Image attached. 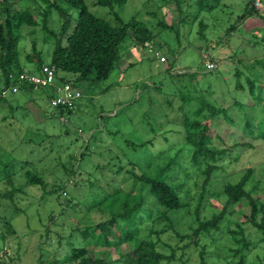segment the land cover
Returning a JSON list of instances; mask_svg holds the SVG:
<instances>
[{"label": "trees", "instance_id": "16d2710c", "mask_svg": "<svg viewBox=\"0 0 264 264\" xmlns=\"http://www.w3.org/2000/svg\"><path fill=\"white\" fill-rule=\"evenodd\" d=\"M22 1L0 0V89H11L16 83L12 84L10 74L18 75L26 69L20 62L21 39L16 34L23 24L41 26L45 34L43 40L52 44L49 66L54 68L56 81L81 90V97L87 94L94 95L95 89H98V93L109 89L112 84L102 88L99 86L118 68L123 57L122 51L125 53L124 49H132L134 45L146 49L155 38L148 22L139 19L138 16L124 21L117 14L116 8L125 6L128 0H93L94 6L108 10V15L112 16L110 20L93 14L85 0H30L38 9V19L35 20L30 11L32 8L26 7ZM174 1L179 7L181 1ZM53 12L62 20L56 32L47 27V20ZM147 14L156 19L154 24L156 27L174 31V27L167 25L163 18H158L157 13ZM252 16L261 20L260 30L263 32L258 40L254 37L253 48L262 49L264 13L259 12L253 1L249 0L243 15L239 18ZM180 20L182 26V23L190 22V17L187 15ZM199 24L200 36L204 38L203 31L206 25L202 20ZM230 29H234V26ZM122 44H125L123 50L120 48ZM41 55L33 44L32 55H26L27 64L33 67L31 70L39 69L44 64ZM168 60L167 73L174 68V60L169 58ZM165 62L166 59L160 64ZM207 62L213 63L214 68L216 67L212 58ZM205 64L204 69L207 72L214 69L207 70ZM237 64L243 63L238 61ZM258 65L264 68V56L262 59L254 60L245 72L235 69V89L230 91L229 101L223 98L219 100V103L220 101L222 103L220 105L211 102L206 94L202 93L205 85L199 78L205 79L206 72H201L202 76L199 74L198 77L194 72L180 71L177 74L185 78L183 81L188 82L189 91L186 92V85H182L184 91L177 89V94H162L160 106L148 112L149 119L146 117L150 135L140 141H134L138 138L126 140L129 153L122 155L125 162L120 156H115L116 163L106 167H103L105 164L96 167L93 164L92 172L86 171V174L94 179L87 181L89 187L101 191V195L97 197L88 191L81 194L84 198L92 195L89 206L85 205L86 209L89 213L99 212L105 218L98 222L92 220L91 224L86 223L85 227H75L81 233L84 242L76 246L71 242L67 243V252L60 264H173L177 262L176 250L173 247L164 245L169 247L171 255L159 251L162 235L170 238L174 237L173 233L181 241L194 238L190 235L181 236L179 226L191 231L193 236H210L211 232L217 234L225 215H230L227 208L237 207L244 203L243 200H247L250 207L249 216L244 217V223L256 229L261 236L259 242H264V203H258V199H254L245 189L251 174L250 168H247L235 183L226 181L219 190L223 204L218 213H214L208 219L201 215L208 196L214 194L215 189H212L214 178L229 176L231 173L226 174V168L237 165L246 151L254 149L255 140L264 139V72L260 68L259 72L255 73V67ZM241 79L246 82L247 89L241 83ZM16 88V92L12 91L13 95L32 90L33 86L16 84ZM39 91L45 94L48 102L55 98L54 89L51 87L41 88ZM244 91H247L249 98L255 101L251 107L246 105V100L244 101L242 95ZM78 100H75L71 107L51 106L54 108V116L57 118L69 116L70 119L76 111ZM175 100L178 102L177 106H174ZM150 105L152 106L151 102ZM11 108L9 106V109ZM46 119H50L47 112ZM93 156L91 149L86 145L75 163L69 165L70 169L67 164L62 166L64 174L51 192L46 191L44 179L33 169H27L23 173L25 186H38L43 190L44 197L53 194L57 195V198L61 197L67 191L68 186L64 183L68 180L74 181L72 187L77 188L80 185L79 170L85 171V168L81 167L82 164L92 161ZM17 165L23 167L19 163L0 162L2 171L6 172L2 174L11 184L12 190L23 188L22 185L16 186L12 178L17 172ZM104 172L113 174L112 180L122 175V182L126 188L120 185L115 187L111 179L103 182L106 178ZM94 175L101 176V179H95ZM100 182L105 183L111 191L107 192ZM192 188L195 191H192ZM84 189L86 188L79 191ZM14 192L6 189L4 194L0 193V207L3 206L2 201L7 200L13 213L17 214L21 209L16 204L18 198ZM82 202L84 201L72 206H62L60 213L65 214L70 207L78 209ZM112 204H116V207ZM188 216L193 220L194 226L188 221ZM10 221H2L6 228L5 234L17 237V232L11 227ZM54 225H58V222H54ZM234 226L235 229L227 230L235 246L229 251L239 257L238 264H244V252L250 249L253 242L246 236L242 224L235 223ZM1 239H5L4 235H1ZM97 239L113 250V261L107 263L99 256H89L87 247L97 245ZM60 243L57 242V245ZM193 244H197V241ZM123 245H127L131 251L123 254L121 251ZM17 246H20L19 242ZM183 248L178 249L182 251ZM205 254L206 251L202 248L199 252L201 264H206ZM1 257L5 259L6 255ZM36 263L44 264L40 258Z\"/></svg>", "mask_w": 264, "mask_h": 264}, {"label": "rangeland", "instance_id": "374dc122", "mask_svg": "<svg viewBox=\"0 0 264 264\" xmlns=\"http://www.w3.org/2000/svg\"><path fill=\"white\" fill-rule=\"evenodd\" d=\"M180 1L178 7L174 0H128L125 6L116 8L117 14L124 21L138 16L139 19L148 22L155 35L154 41L150 42L146 49L134 45L132 49L126 50L125 44H122L120 48L124 49L125 53L122 51L123 57L118 68L99 88L109 84L112 86L101 93L95 89L94 95L87 94L82 97L81 90L76 88L80 97L76 99H79L76 111L70 119L69 116L55 117L52 107L58 105H51V101H47L45 94L39 93V89L35 87L14 95L8 90L6 96L0 100V162L19 163L23 166L20 168L17 165V172L12 176L14 184L23 187L17 190H12L11 184L3 175L6 172H3L0 166V193L4 194L6 189L15 191L14 195L18 198L16 204L21 209V212L15 214L9 202L2 201L0 264H37L36 261L39 258L44 264H60L67 252V243L71 242L76 246L84 242L81 233L75 227H85L86 223L91 224L92 220L98 222L105 218L99 212L89 213L86 209L92 199L91 194H96V197L101 195L98 188L89 187L87 181L94 179L90 178L86 171L91 173L93 164L95 167L105 164L103 167H106L116 163L115 156H120L125 162L122 155L129 153L126 140L138 138L134 141H140L150 135V126L146 117L149 119L148 112L160 106L162 94H177V89L183 90L182 85H186V92L189 91L188 82L182 80L185 78L177 76L180 71L194 72L197 77L199 74L202 76L201 72H206L205 79L199 78L205 85L202 93L206 94L211 102H217L220 105L222 103L221 101L219 103V100L223 98L229 101V93L235 89V69L245 72L254 60L263 58L264 47L253 48L254 37L258 40L263 35L260 30L261 20L253 16L239 18L243 15L249 0ZM252 1L255 8L264 13V0ZM85 2L93 14L107 20L112 19V16L108 15V10L94 6L93 0H85ZM22 3L32 8L31 15L37 20L36 5L30 0L26 2L23 0ZM148 12L157 13V17L163 18L167 25H172L174 31L156 27L154 25L156 19L149 17ZM187 15L190 17V22L186 21L181 26L180 19L186 18ZM201 20L206 25L203 31L204 38L200 36L199 22ZM61 21L58 14L53 12L47 20V27L56 32L59 30ZM232 26L234 29H230ZM16 34L21 39L20 62L25 65L29 73L41 77V67H49L52 44L43 40L45 34L41 26L33 27L23 24ZM33 44L41 52L44 61V64L36 70H31L33 67L31 68L26 61V55H32ZM161 57L166 59L163 64L159 62ZM168 58L174 60V68L169 73H167ZM210 58L215 61L216 67L207 72L204 64ZM238 61L243 64H237ZM26 69L24 71H27ZM255 69L256 74L259 69L264 72V68L259 65ZM10 75L17 76V74ZM241 83L247 89L243 79ZM65 85L66 83H58L55 78L51 86L45 89L50 87L54 89V97L57 98L61 95V91L64 95ZM2 90L5 89L1 88L0 91ZM247 94V91L242 93L246 105L251 107L255 101ZM177 103L175 100L174 106H177ZM9 106L12 108L9 109ZM191 106L194 107L193 104ZM46 112L50 119H46ZM86 145L94 156L92 161L82 164L81 167H84L85 171L79 170L81 176L80 185L77 188L72 187L75 184L74 181L68 180L64 183L68 186L66 194L57 198L55 194L44 197L43 190L38 186H25L23 173L27 169H33L44 179L46 191L51 192L64 174L62 166L67 164L70 169L69 165L75 163ZM253 145L254 149L246 151L237 165L226 168V174L231 173L229 176L214 178L212 188L215 189L214 194L208 196L203 205L201 213L203 218L208 219L219 212L223 204L219 190L226 181L235 183L247 168L251 169V174L245 189L254 199H258V203H264V139L255 140ZM10 159L14 163L10 162ZM103 175L106 177L103 182L106 183L113 174L104 172ZM94 177L97 180L101 179L99 175ZM115 180H110L115 187L120 185L126 188L122 182V175L116 176ZM105 183L100 182V185L110 192L111 189L106 187ZM188 185L190 187V183ZM82 188L86 189L79 191ZM87 191L91 194L84 198L81 194ZM192 191H195L194 188ZM81 201L84 202L78 209L70 207L65 214L60 213L62 206H72ZM243 202L237 207L227 208L230 215H225L217 234L211 232L210 236H193L191 231L179 226L181 236L190 235L194 238L181 241L173 233L174 237L170 238L162 235L159 251L171 255L169 247L164 245L173 247L176 250L177 260L173 264H201L199 252L202 248L206 251V264H238L239 257L229 251L235 246L227 230L235 229L234 224L239 223L242 224L248 239L253 242L250 249L244 252V264H264V242H259L261 236L256 229L244 223V217L249 216L250 207L247 200ZM113 207H116V204ZM187 219L194 226L190 216ZM3 220H11V227L16 230L17 237L5 234ZM54 222H58V225H54ZM1 235H4V240L1 239ZM194 241H197V244H193ZM17 242L20 246H17ZM57 242L60 244L57 245ZM87 250L90 257L99 256L107 263L113 261V250L101 244L98 239L97 245L88 246ZM121 251L124 254L131 249L123 245ZM3 255H6L5 259H2Z\"/></svg>", "mask_w": 264, "mask_h": 264}, {"label": "built area", "instance_id": "2783aa9c", "mask_svg": "<svg viewBox=\"0 0 264 264\" xmlns=\"http://www.w3.org/2000/svg\"><path fill=\"white\" fill-rule=\"evenodd\" d=\"M160 62H164L165 59L161 57ZM206 69L212 70L214 68L213 63L207 62L205 64ZM10 81L13 83H16L17 85H25L33 86V88H45L47 86H51V84L55 80V71L53 67H41V77H38L36 75H33L29 73L28 71H23L22 73L16 75H10L9 76ZM11 84V85H12ZM16 84L11 88L7 90L0 91V100L3 99L6 96V93L8 90L11 92H16ZM64 95L61 91V95L57 98H54L51 100V105H67L69 107L72 106L73 102L80 97L79 91L72 87L70 84H66L64 87ZM63 90V89H62ZM12 92V93H13Z\"/></svg>", "mask_w": 264, "mask_h": 264}, {"label": "clouds", "instance_id": "9594fccd", "mask_svg": "<svg viewBox=\"0 0 264 264\" xmlns=\"http://www.w3.org/2000/svg\"><path fill=\"white\" fill-rule=\"evenodd\" d=\"M160 61V60H159Z\"/></svg>", "mask_w": 264, "mask_h": 264}]
</instances>
